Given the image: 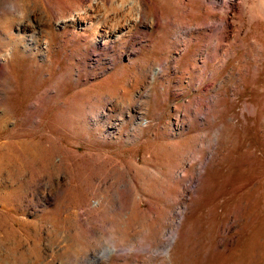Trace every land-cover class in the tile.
Segmentation results:
<instances>
[{"label":"rangeland","instance_id":"374dc122","mask_svg":"<svg viewBox=\"0 0 264 264\" xmlns=\"http://www.w3.org/2000/svg\"><path fill=\"white\" fill-rule=\"evenodd\" d=\"M237 2L0 0V264H264V0Z\"/></svg>","mask_w":264,"mask_h":264},{"label":"bare ground","instance_id":"6f19581e","mask_svg":"<svg viewBox=\"0 0 264 264\" xmlns=\"http://www.w3.org/2000/svg\"><path fill=\"white\" fill-rule=\"evenodd\" d=\"M211 3H213V4H219V3H226L227 5H228V8H230V9H235L237 6H239L238 5V2H237V0H209ZM144 3V2H143ZM142 6V8H144L143 6H144V4L143 5H141ZM239 8V7H238ZM264 11V10H263ZM141 13V12H140ZM228 13V12H227ZM222 21H223V23H226L227 25H229L230 24V22H229V18H228V14L222 19ZM177 234H178V232H177V230H172L171 231V239L166 243V244H164V245H160V247H159V249H163V250H165V252L167 253V254H169V252H170V248L172 247V245H173V242H174V240L176 239V236H177ZM115 250V248H112V249H110V250H105V251H103L102 252V254L101 255H105V254H110L111 252H113ZM95 257V256H94Z\"/></svg>","mask_w":264,"mask_h":264}]
</instances>
